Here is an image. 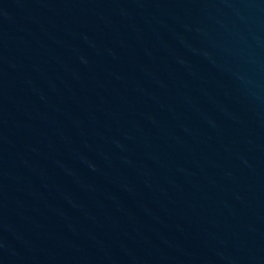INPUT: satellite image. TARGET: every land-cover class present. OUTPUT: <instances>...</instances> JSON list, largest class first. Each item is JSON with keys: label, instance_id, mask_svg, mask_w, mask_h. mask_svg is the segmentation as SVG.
Returning a JSON list of instances; mask_svg holds the SVG:
<instances>
[{"label": "water", "instance_id": "obj_1", "mask_svg": "<svg viewBox=\"0 0 264 264\" xmlns=\"http://www.w3.org/2000/svg\"><path fill=\"white\" fill-rule=\"evenodd\" d=\"M0 264H264V0H0Z\"/></svg>", "mask_w": 264, "mask_h": 264}]
</instances>
